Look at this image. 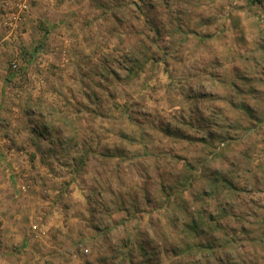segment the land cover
<instances>
[{
	"label": "rangeland",
	"instance_id": "obj_1",
	"mask_svg": "<svg viewBox=\"0 0 264 264\" xmlns=\"http://www.w3.org/2000/svg\"><path fill=\"white\" fill-rule=\"evenodd\" d=\"M12 2L0 264H264V0Z\"/></svg>",
	"mask_w": 264,
	"mask_h": 264
},
{
	"label": "crops",
	"instance_id": "obj_2",
	"mask_svg": "<svg viewBox=\"0 0 264 264\" xmlns=\"http://www.w3.org/2000/svg\"><path fill=\"white\" fill-rule=\"evenodd\" d=\"M3 3H5V2H3ZM4 10H7V18L13 13V5H12V3L10 2V3H6L5 4V7H4ZM2 11V10H1ZM7 18H1V15H0V34H1V36L3 35V37L5 38V40H7V39H9L10 40V38H8L7 37V35H5L4 36V31H5V29H9V28H7L6 26V24H5V22H6V20H7ZM27 19V20H26ZM25 20H26V22H29V16L26 14L24 17H23V19H22V21L18 24V26L15 28V30H11V29H9L7 32H8V34L9 33H16V34H18V28H19V30H20V33H22V30L23 29H25L27 26L29 27V25H28V23L26 24V22H25ZM6 25H4V24ZM25 23V24H24ZM27 33H28V30H27V32H26V35H27ZM10 35V34H9ZM14 37H17V36H14ZM13 37V38H14ZM1 43V42H0ZM27 43V42H26ZM25 44V43H24ZM243 44V43H242ZM26 45V44H25ZM3 52V49L0 51V60L2 59V53ZM79 72H80V70L79 69H73V73L74 74H72L73 75V78H75V80L77 79L78 80V76H77V74H79ZM82 76V75H81ZM73 80V82H74V84H75V86H74V89L75 90H77L76 92L78 93V91L81 93L82 91H83V89L82 88H80L79 86H77V83H76V81L74 80V79H72ZM73 84V85H74ZM73 85H72V87H73ZM3 89L4 88H2V85H1V83H0V113L2 114L3 113V108H2V106H4V104L2 103V100H1V98H2V95H4L2 92H3ZM74 90V91H75ZM77 93H76V95H77ZM79 94V93H78ZM2 105V106H1ZM65 110V109H64ZM91 112H92V110H90ZM0 114V115H1ZM68 121H71V120H68ZM81 133H82V131H81V129H79V128H76L75 129V131H74V133H73V136H71L70 137V140H72L73 138H74V140L76 141H74L75 142V144L77 145V143H78V145L80 146L81 144H83L82 143V139H84V138H82L80 135H81ZM85 133H86V131H85ZM94 133L95 132H93V131H89L88 133H86V135L88 136L89 134L91 135V136H94ZM91 136H88V138L89 139H91ZM86 151V150H85ZM82 153H84V151L82 152ZM32 155H35V154H33L32 153ZM2 204V202H0V205ZM1 212V211H0ZM12 232V231H11ZM11 232H9V233H11ZM2 234H4L5 232H1ZM9 233H6V234H8V235H10ZM28 242V239H26L25 241H23V242H21L20 243V249L21 250H23L24 249V246H25V248L27 249V248H29V246H30V244H28L27 243ZM10 252V251H9ZM14 256H16V254H14ZM13 255H10V260L12 261V257H14Z\"/></svg>",
	"mask_w": 264,
	"mask_h": 264
},
{
	"label": "trees",
	"instance_id": "obj_3",
	"mask_svg": "<svg viewBox=\"0 0 264 264\" xmlns=\"http://www.w3.org/2000/svg\"><path fill=\"white\" fill-rule=\"evenodd\" d=\"M254 1V0H253ZM234 86H236L235 84H233ZM87 158V153L86 152H84V155H81L80 157H76V158H74L75 160H76V164H78V165H83V164H85V159ZM197 214H198V216L197 217H192V215H186V216H189V219H186V221H184V226H185V228H184V230L188 233V234H191V231L193 230V231H198V233L200 232L199 231V229H200V226L201 225H204L205 224V222H204V219H203V217H202V215H201V213L199 212V211H197ZM167 219L169 220V222L171 223V224H173L175 221H174V219L172 218V216H168L167 217ZM186 222H189L188 224L186 223ZM193 246H191V248H192ZM195 247H197L201 252H203V253H205V252H207V253H211L210 254V256L212 257V258H214L215 260H217V259H219L220 260V258L222 257L223 258V256L221 255V254H219L218 255V252L219 251H217L216 250V248L214 247V245H204L203 243H198V244H196L195 245ZM141 248H144V246H141ZM190 248V249H191ZM147 252H146V250H145V254H146ZM201 255H203V254H201ZM227 255V254H226Z\"/></svg>",
	"mask_w": 264,
	"mask_h": 264
},
{
	"label": "built area",
	"instance_id": "obj_4",
	"mask_svg": "<svg viewBox=\"0 0 264 264\" xmlns=\"http://www.w3.org/2000/svg\"><path fill=\"white\" fill-rule=\"evenodd\" d=\"M5 3H10L12 0H4ZM12 2L13 5V13L7 18L5 24L10 27L12 30H14L18 24L22 21L25 13V4L24 3H16ZM16 66V64H14Z\"/></svg>",
	"mask_w": 264,
	"mask_h": 264
}]
</instances>
